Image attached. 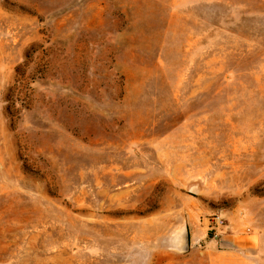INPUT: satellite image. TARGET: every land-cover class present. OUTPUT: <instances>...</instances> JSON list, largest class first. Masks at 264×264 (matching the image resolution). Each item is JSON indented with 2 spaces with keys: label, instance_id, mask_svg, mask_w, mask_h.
Masks as SVG:
<instances>
[{
  "label": "rangeland",
  "instance_id": "374dc122",
  "mask_svg": "<svg viewBox=\"0 0 264 264\" xmlns=\"http://www.w3.org/2000/svg\"><path fill=\"white\" fill-rule=\"evenodd\" d=\"M0 264H264V0H0Z\"/></svg>",
  "mask_w": 264,
  "mask_h": 264
},
{
  "label": "water",
  "instance_id": "95a60500",
  "mask_svg": "<svg viewBox=\"0 0 264 264\" xmlns=\"http://www.w3.org/2000/svg\"><path fill=\"white\" fill-rule=\"evenodd\" d=\"M193 191H196V189ZM180 247L184 251L189 248V234L187 230H185L181 236Z\"/></svg>",
  "mask_w": 264,
  "mask_h": 264
},
{
  "label": "built area",
  "instance_id": "2783aa9c",
  "mask_svg": "<svg viewBox=\"0 0 264 264\" xmlns=\"http://www.w3.org/2000/svg\"><path fill=\"white\" fill-rule=\"evenodd\" d=\"M214 221H215L216 225H224V221L222 218L221 219L215 218Z\"/></svg>",
  "mask_w": 264,
  "mask_h": 264
}]
</instances>
